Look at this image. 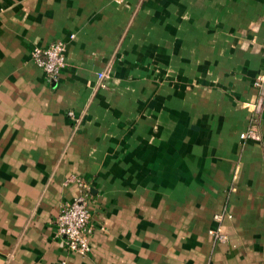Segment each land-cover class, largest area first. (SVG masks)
Returning <instances> with one entry per match:
<instances>
[{"label":"crops","instance_id":"obj_1","mask_svg":"<svg viewBox=\"0 0 264 264\" xmlns=\"http://www.w3.org/2000/svg\"><path fill=\"white\" fill-rule=\"evenodd\" d=\"M263 73L264 0H0V264H264ZM80 194L85 256L55 224Z\"/></svg>","mask_w":264,"mask_h":264},{"label":"built area","instance_id":"obj_2","mask_svg":"<svg viewBox=\"0 0 264 264\" xmlns=\"http://www.w3.org/2000/svg\"><path fill=\"white\" fill-rule=\"evenodd\" d=\"M65 52L66 45L64 43L54 42L45 47L35 46L30 54L32 62L42 69L48 77L55 79L67 67ZM97 78L102 83L108 79V76L103 71L98 73ZM253 87L256 91L262 92L264 99V73L254 79ZM68 116L73 118V112H68ZM240 138L243 140H259V135L255 130L248 129L240 134ZM78 183L81 189L86 188L82 182ZM225 219H232V215L227 211H222L213 217L217 227L209 231V235L215 242L224 243L228 239L223 229ZM55 224L57 233L61 236L64 246L69 252L81 256L89 253L88 241L93 233V226L90 223L88 196L86 194H80L72 202L64 205L56 217Z\"/></svg>","mask_w":264,"mask_h":264}]
</instances>
